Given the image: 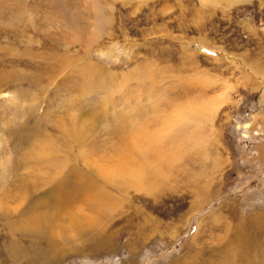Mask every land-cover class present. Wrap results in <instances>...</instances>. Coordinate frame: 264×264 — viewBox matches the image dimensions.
Returning <instances> with one entry per match:
<instances>
[{"label":"rangeland","instance_id":"obj_1","mask_svg":"<svg viewBox=\"0 0 264 264\" xmlns=\"http://www.w3.org/2000/svg\"><path fill=\"white\" fill-rule=\"evenodd\" d=\"M0 264H264V0H0Z\"/></svg>","mask_w":264,"mask_h":264},{"label":"bare ground","instance_id":"obj_2","mask_svg":"<svg viewBox=\"0 0 264 264\" xmlns=\"http://www.w3.org/2000/svg\"><path fill=\"white\" fill-rule=\"evenodd\" d=\"M122 172V173H121ZM121 173V174H120ZM120 173L118 175V178L120 177V175L123 177L121 178L123 181L126 180L127 182H132V181H129L127 180L128 178L132 177L133 175H128V170L126 168H121L120 169ZM128 175V176H127ZM126 177V179L124 178Z\"/></svg>","mask_w":264,"mask_h":264}]
</instances>
